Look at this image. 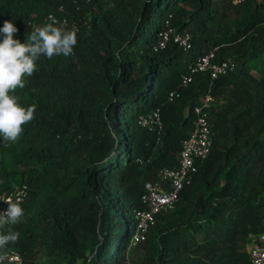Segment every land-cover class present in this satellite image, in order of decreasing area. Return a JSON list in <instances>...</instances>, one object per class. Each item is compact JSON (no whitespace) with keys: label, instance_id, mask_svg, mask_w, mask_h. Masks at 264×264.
<instances>
[{"label":"trees","instance_id":"obj_1","mask_svg":"<svg viewBox=\"0 0 264 264\" xmlns=\"http://www.w3.org/2000/svg\"><path fill=\"white\" fill-rule=\"evenodd\" d=\"M51 14L79 29L77 45L69 56H41L14 90L36 110L15 142L0 138V208L2 197L27 192L18 222L0 223V234L17 233L0 260L251 264V241L264 232V0H0V26L12 19L21 42ZM170 29L188 33L192 49L172 39L159 49ZM211 52L213 64L233 67L184 86ZM207 94L211 153L133 245L145 186L179 166ZM157 109L162 131L141 127Z\"/></svg>","mask_w":264,"mask_h":264},{"label":"built area","instance_id":"obj_2","mask_svg":"<svg viewBox=\"0 0 264 264\" xmlns=\"http://www.w3.org/2000/svg\"><path fill=\"white\" fill-rule=\"evenodd\" d=\"M56 19L54 14H51ZM57 20V19H56ZM173 42L183 48L185 51L192 49L191 37L188 33L180 34L170 29L161 34L158 48H165L166 44ZM214 53L211 52L203 57L198 58L192 67L190 74L183 77V85L187 86L192 81V76L206 70L211 71L213 79H217L228 73L233 65L222 62L213 64ZM174 94H171V99ZM214 99L210 94H207L194 108L195 122L194 130L191 136L182 144V149L179 155V166L177 168H164L158 173V179L155 182H149L145 186L144 194L142 195V203L146 209L139 211L136 214L138 221V229L133 238L132 244L137 245L145 239L149 229L155 224L156 217L159 214L166 213L174 209L179 201L180 195L184 188L190 185L193 174L195 172V163L200 159H205L209 156L212 149V134L209 124V109ZM139 125L143 128H148L151 132H161L163 122L159 109L142 116L139 119ZM27 195L26 187L17 190L14 194L2 197L3 206L0 212L8 208V202H22ZM251 264H264V232L251 241L250 246ZM0 262L2 264H21V257L17 253L5 254Z\"/></svg>","mask_w":264,"mask_h":264},{"label":"clouds","instance_id":"obj_3","mask_svg":"<svg viewBox=\"0 0 264 264\" xmlns=\"http://www.w3.org/2000/svg\"><path fill=\"white\" fill-rule=\"evenodd\" d=\"M79 29L68 30L57 20L49 16L42 26L35 27L26 42L16 36L19 28L16 23L4 20L0 26V138L4 142H15L23 131V125L33 120L36 105L27 107L19 102L14 90L23 88L24 77L31 76L37 69V60L41 56H69L77 45ZM8 202V208L0 212V223L15 224L23 215L19 200ZM17 233L0 234V246L15 241Z\"/></svg>","mask_w":264,"mask_h":264}]
</instances>
